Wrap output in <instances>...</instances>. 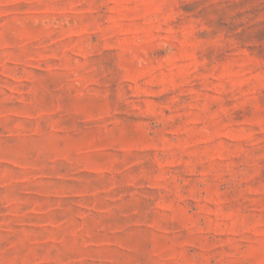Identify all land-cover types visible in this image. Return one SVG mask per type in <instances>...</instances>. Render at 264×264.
Listing matches in <instances>:
<instances>
[{"label": "rangeland", "instance_id": "obj_1", "mask_svg": "<svg viewBox=\"0 0 264 264\" xmlns=\"http://www.w3.org/2000/svg\"><path fill=\"white\" fill-rule=\"evenodd\" d=\"M0 264H264V0H0Z\"/></svg>", "mask_w": 264, "mask_h": 264}]
</instances>
